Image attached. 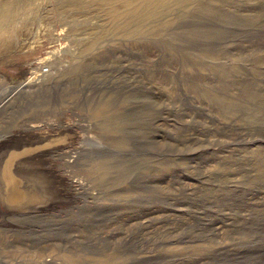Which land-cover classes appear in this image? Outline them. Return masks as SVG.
I'll return each mask as SVG.
<instances>
[{"label": "rangeland", "instance_id": "rangeland-1", "mask_svg": "<svg viewBox=\"0 0 264 264\" xmlns=\"http://www.w3.org/2000/svg\"><path fill=\"white\" fill-rule=\"evenodd\" d=\"M121 2L0 0V264H264V0Z\"/></svg>", "mask_w": 264, "mask_h": 264}, {"label": "bare ground", "instance_id": "bare-ground-1", "mask_svg": "<svg viewBox=\"0 0 264 264\" xmlns=\"http://www.w3.org/2000/svg\"><path fill=\"white\" fill-rule=\"evenodd\" d=\"M106 1V0H105ZM113 1V0H112ZM175 4L177 5H182L184 3V0H175ZM106 3V2H105ZM119 3V2H118ZM122 7L126 8L128 10V13L130 15V19H135L134 17L139 16V15H147V17L151 18L154 15H157L159 13H163V12H167L170 9V0H140L139 5L136 3L135 0H122ZM117 4V2H116ZM121 7V6H120ZM9 9V8H8ZM113 10V9H112ZM9 13V12H8ZM113 13V12H112ZM111 13V15H112ZM7 14V13H6ZM8 15V14H7ZM10 15V14H9ZM118 15V14H117ZM127 16V15H126ZM6 17V15L4 16ZM3 17V18H4ZM144 17V16H143ZM12 18V16H11ZM115 18V17H114ZM10 19V18H9ZM117 19V18H116ZM131 19V20H132ZM145 19V18H144ZM7 20V19H6ZM136 20V19H135ZM22 21V20H21ZM133 21V20H132ZM131 21V22H132ZM119 22V21H117ZM130 22V21H129ZM5 23L7 22H0V26H3ZM122 23V21H121ZM138 24V23H137ZM120 25V24H119ZM125 25V24H124ZM139 25V24H138ZM118 26V25H117ZM15 27V26H14ZM114 27V26H113ZM123 27V26H122ZM115 28V27H114ZM119 28V27H118ZM110 29V28H109ZM105 30V29H104ZM1 32V31H0ZM102 32V31H101ZM107 32V31H106ZM110 32V31H109ZM122 32V31H121ZM113 33V31L111 32ZM99 34V33H98ZM97 34V35H98ZM101 34V33H100ZM106 34V33H105ZM122 34V33H120ZM4 35V34H2ZM116 35V34H115ZM131 35V34H130ZM1 37V36H0ZM5 37V36H4ZM98 37V36H97ZM117 38V37H116ZM97 39V38H96ZM93 40V39H92ZM102 40V39H101ZM96 41V40H95ZM97 42V41H96ZM116 111V110H115ZM121 113V112H120ZM95 116L98 117H105V108H99L98 110H96L95 112ZM121 116V115H120ZM110 120V119H109ZM116 121V120H115ZM107 130V128H105ZM108 131V130H107ZM109 139V138H107ZM10 140V139H9ZM57 140V139H56ZM54 141V140H53ZM124 141V140H123ZM42 142V141H41ZM51 142V141H50ZM54 143V142H53ZM113 144V143H112ZM118 144V143H117ZM116 144V145H117ZM46 145V144H45ZM43 147V146H42ZM45 147V146H44ZM46 148V147H45ZM39 149V148H38ZM42 149V148H41ZM29 149H26L25 151H27ZM32 150V149H31ZM30 150V151H31ZM43 150V149H42ZM33 151V150H32ZM42 152V151H41ZM20 153V152H19ZM30 153V152H29ZM35 154V151H34ZM43 154V153H42ZM41 154V155H42ZM40 156V155H39ZM26 157V155H25ZM34 157V156H33ZM22 159V158H21ZM21 162L23 160H20ZM17 162V161H15ZM23 163V162H22ZM16 164V163H15ZM15 164L12 165V163L10 165L14 166ZM24 164V163H23ZM26 164V163H25ZM31 164V163H30ZM29 164V165H30ZM27 165V164H26ZM25 165V166H26ZM32 165V164H31ZM19 166V165H17ZM116 166V165H115ZM15 168V167H14ZM20 168V167H19ZM24 168V167H23ZM18 169V168H17ZM21 169V168H20ZM32 169V167L30 168ZM116 170V169H115ZM118 170V169H117ZM18 173H14L12 172V169L8 168L5 169L3 171V174L0 175V201L4 203L6 209L8 210H19V211H23V210H27L31 207H33L35 205V203L40 202V200L43 198V192L40 191L39 186L42 187L44 189V191L48 192V185H47V179L46 176L44 174H42L41 172L38 171H28L27 169H22V170H17ZM111 169H109V163L108 161H106L105 159H100L98 161H94L90 168L87 169L85 171V176L88 180L92 181L93 183H96L97 181H102L104 180L108 174L110 173ZM124 171V170H123ZM30 172V173H29ZM115 172V171H114ZM29 173V174H28ZM78 173V171H77ZM83 173V172H82ZM24 174V175H22ZM28 174V175H27ZM26 175V176H25ZM121 175V174H119ZM118 175V176H119ZM121 177V176H120ZM109 178V176H108ZM125 178V177H124ZM34 179V181L32 180ZM124 181V180H123ZM127 181V180H126ZM50 183V182H49ZM39 184V186L37 185ZM89 185V184H88ZM127 185V184H126ZM130 185V184H129ZM50 186V185H49ZM133 186V184H132ZM123 187V186H122ZM132 188V187H131ZM129 189V187H128ZM114 191V190H113ZM120 191V190H119ZM51 191L49 192L50 195ZM54 193V192H53ZM117 192L113 193L114 196H118L119 198L122 196L121 194L116 195ZM126 194V193H125ZM129 194V193H128ZM48 195V194H47ZM59 195V194H57ZM55 197V196H54ZM100 197V196H99ZM122 198V197H121ZM38 200V201H37ZM116 200V199H115ZM52 201V200H51ZM128 202V199H127ZM44 204V203H43ZM25 206V207H24ZM38 205H36L37 207ZM35 207V208H36ZM34 209V208H33ZM32 209V210H33ZM10 211H8L9 213ZM10 214V213H9ZM3 215V214H2ZM218 219V218H217ZM207 220V219H206ZM130 222V221H129ZM210 225H212L213 227H215L214 229H216L217 226L214 220H211ZM159 223V222H158ZM142 224V223H141ZM147 224V223H146ZM160 224V223H159ZM160 226V225H159ZM140 227V226H139ZM151 227V226H150ZM155 229V226H152ZM157 227V225H156ZM164 227V226H163ZM142 228V226H141ZM149 228V226H148ZM145 229V228H144ZM157 229V228H156ZM149 230L146 228V231ZM163 230V229H161ZM93 231H95V229H93ZM133 231V230H132ZM151 231V230H150ZM156 231V230H155ZM154 231V232H155ZM158 231V230H157ZM156 231V232H157ZM166 231V230H164ZM174 231V230H173ZM138 232V230H137ZM141 232V231H140ZM144 232V231H143ZM170 232V231H169ZM136 233V232H135ZM150 233V232H149ZM147 233L149 236L152 234ZM163 233V232H162ZM161 233V234H162ZM132 234L131 230L130 232L127 234ZM146 234V233H145ZM157 234V233H156ZM171 234V233H169ZM147 235V236H148ZM154 235V234H153ZM164 236V233L162 234ZM172 235V234H171ZM170 235V236H171ZM178 235V234H177ZM144 236V235H143ZM190 236V235H189ZM152 237V236H151ZM157 237V236H154ZM159 237V236H158ZM157 237V238H158ZM168 237V236H166ZM174 237L175 234H174ZM178 237V236H177ZM137 238V237H136ZM140 238V237H139ZM145 238V236H144ZM169 238V237H168ZM182 238V237H181ZM138 239V238H137ZM153 239V238H151ZM167 239V238H166ZM179 238H177L178 240ZM186 239V238H185ZM142 240V239H141ZM154 240V239H153ZM148 241V239H147ZM165 242V241H164ZM171 242H176L175 240H168V243ZM155 243V241H154ZM162 243V242H161ZM166 243V242H165ZM177 243V242H176ZM168 245V244H167ZM110 257H106V258H92V260L94 261H108V260H114L117 257H113L112 259H109ZM71 263L72 264H79V259L77 258V256H73L70 257ZM184 262V261H183Z\"/></svg>", "mask_w": 264, "mask_h": 264}, {"label": "water", "instance_id": "water-1", "mask_svg": "<svg viewBox=\"0 0 264 264\" xmlns=\"http://www.w3.org/2000/svg\"><path fill=\"white\" fill-rule=\"evenodd\" d=\"M38 201V200H37ZM25 207V206H24Z\"/></svg>", "mask_w": 264, "mask_h": 264}]
</instances>
